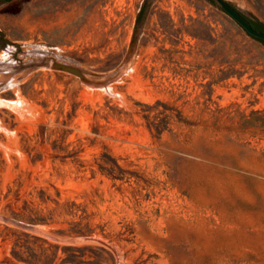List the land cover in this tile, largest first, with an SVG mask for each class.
<instances>
[{
  "label": "rangeland",
  "instance_id": "obj_1",
  "mask_svg": "<svg viewBox=\"0 0 264 264\" xmlns=\"http://www.w3.org/2000/svg\"><path fill=\"white\" fill-rule=\"evenodd\" d=\"M0 264H264V42L210 0H0Z\"/></svg>",
  "mask_w": 264,
  "mask_h": 264
},
{
  "label": "water",
  "instance_id": "obj_2",
  "mask_svg": "<svg viewBox=\"0 0 264 264\" xmlns=\"http://www.w3.org/2000/svg\"><path fill=\"white\" fill-rule=\"evenodd\" d=\"M210 1L215 3L220 9H222L232 19H234L245 30L247 34L256 37L258 39L264 40V31H259L255 29L248 21L249 18L258 23H261V20L257 16H255L254 14H245L241 12L231 2L227 0H210ZM42 63L50 66L53 69L62 70L74 74L78 76L82 81L88 82V79L86 77V72L75 65L60 61H52L50 63L49 60H42Z\"/></svg>",
  "mask_w": 264,
  "mask_h": 264
},
{
  "label": "trees",
  "instance_id": "obj_3",
  "mask_svg": "<svg viewBox=\"0 0 264 264\" xmlns=\"http://www.w3.org/2000/svg\"><path fill=\"white\" fill-rule=\"evenodd\" d=\"M145 7H146L145 4H143V6L141 7V10L139 11L138 16H137V23H139L140 21L143 20V18H144V14H145ZM248 21L250 22V24H251L255 29H257V30H259V31H264V24H263L262 22H261V23H258V22H255V21L249 19V18H248ZM252 37H253V36H252ZM253 38H256V37H253ZM256 39H258V38H256ZM258 40L264 42V40H261V39H258Z\"/></svg>",
  "mask_w": 264,
  "mask_h": 264
},
{
  "label": "flooded vegetation",
  "instance_id": "obj_4",
  "mask_svg": "<svg viewBox=\"0 0 264 264\" xmlns=\"http://www.w3.org/2000/svg\"><path fill=\"white\" fill-rule=\"evenodd\" d=\"M252 20V19H251ZM254 21V20H253ZM256 22V21H255Z\"/></svg>",
  "mask_w": 264,
  "mask_h": 264
},
{
  "label": "bare ground",
  "instance_id": "obj_5",
  "mask_svg": "<svg viewBox=\"0 0 264 264\" xmlns=\"http://www.w3.org/2000/svg\"><path fill=\"white\" fill-rule=\"evenodd\" d=\"M87 76V75H86Z\"/></svg>",
  "mask_w": 264,
  "mask_h": 264
}]
</instances>
